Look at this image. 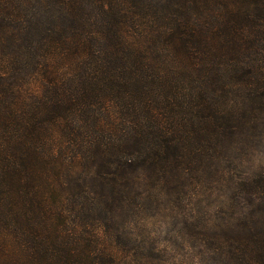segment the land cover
Here are the masks:
<instances>
[{"label": "trees", "instance_id": "trees-1", "mask_svg": "<svg viewBox=\"0 0 264 264\" xmlns=\"http://www.w3.org/2000/svg\"><path fill=\"white\" fill-rule=\"evenodd\" d=\"M258 132L264 0H0V264H150L139 217ZM258 189L224 264H264Z\"/></svg>", "mask_w": 264, "mask_h": 264}, {"label": "rangeland", "instance_id": "rangeland-1", "mask_svg": "<svg viewBox=\"0 0 264 264\" xmlns=\"http://www.w3.org/2000/svg\"><path fill=\"white\" fill-rule=\"evenodd\" d=\"M217 156L180 187L171 186L120 244H142L143 263L224 264L214 244H231L237 208L249 203L255 187L264 191V132L247 149Z\"/></svg>", "mask_w": 264, "mask_h": 264}]
</instances>
